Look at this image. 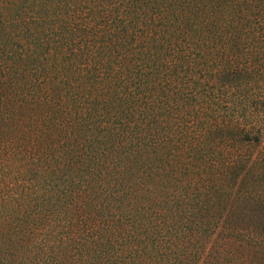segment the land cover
<instances>
[{
  "label": "trees",
  "instance_id": "obj_1",
  "mask_svg": "<svg viewBox=\"0 0 264 264\" xmlns=\"http://www.w3.org/2000/svg\"><path fill=\"white\" fill-rule=\"evenodd\" d=\"M0 264H264V0H0Z\"/></svg>",
  "mask_w": 264,
  "mask_h": 264
}]
</instances>
